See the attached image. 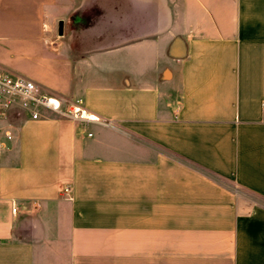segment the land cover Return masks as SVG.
Masks as SVG:
<instances>
[{
  "label": "crops",
  "instance_id": "crops-1",
  "mask_svg": "<svg viewBox=\"0 0 264 264\" xmlns=\"http://www.w3.org/2000/svg\"><path fill=\"white\" fill-rule=\"evenodd\" d=\"M0 66L101 119L0 129V264H264V0H0Z\"/></svg>",
  "mask_w": 264,
  "mask_h": 264
},
{
  "label": "built area",
  "instance_id": "built-area-1",
  "mask_svg": "<svg viewBox=\"0 0 264 264\" xmlns=\"http://www.w3.org/2000/svg\"><path fill=\"white\" fill-rule=\"evenodd\" d=\"M18 107L33 119L43 118L47 115L43 110L52 111L62 117L78 120L80 122H100L99 116L90 112L82 99H63L43 90L36 80L23 74L14 73L0 66V129L7 123L11 116V107ZM264 119V116H263ZM7 137L12 138L13 133L7 132ZM92 135V133H90ZM72 188L66 185L61 196L72 198ZM18 206H13L17 212Z\"/></svg>",
  "mask_w": 264,
  "mask_h": 264
},
{
  "label": "rangeland",
  "instance_id": "rangeland-1",
  "mask_svg": "<svg viewBox=\"0 0 264 264\" xmlns=\"http://www.w3.org/2000/svg\"><path fill=\"white\" fill-rule=\"evenodd\" d=\"M91 19H92L91 16H87V17H85V20L90 21ZM22 112H23V110H21V109L18 108V107H14V106L11 107L10 110H9V114H10L11 117H14V116H17V115H21Z\"/></svg>",
  "mask_w": 264,
  "mask_h": 264
},
{
  "label": "water",
  "instance_id": "water-1",
  "mask_svg": "<svg viewBox=\"0 0 264 264\" xmlns=\"http://www.w3.org/2000/svg\"><path fill=\"white\" fill-rule=\"evenodd\" d=\"M63 29H64V23H63V21H61L60 25H59V30H60L61 34L63 33Z\"/></svg>",
  "mask_w": 264,
  "mask_h": 264
}]
</instances>
